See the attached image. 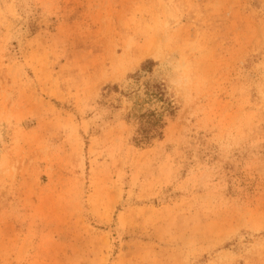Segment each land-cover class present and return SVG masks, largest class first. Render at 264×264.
Segmentation results:
<instances>
[{
    "label": "rangeland",
    "instance_id": "1",
    "mask_svg": "<svg viewBox=\"0 0 264 264\" xmlns=\"http://www.w3.org/2000/svg\"><path fill=\"white\" fill-rule=\"evenodd\" d=\"M0 264H264V0H0Z\"/></svg>",
    "mask_w": 264,
    "mask_h": 264
},
{
    "label": "trees",
    "instance_id": "2",
    "mask_svg": "<svg viewBox=\"0 0 264 264\" xmlns=\"http://www.w3.org/2000/svg\"><path fill=\"white\" fill-rule=\"evenodd\" d=\"M154 64L155 62L149 59L144 63L143 68L150 71ZM141 89L134 91L136 101L133 105L134 111L129 117L137 125L134 142L138 145H149L153 140L162 137L166 126L164 118L174 117L177 107L167 95L163 83L146 81ZM139 97L141 101L137 102Z\"/></svg>",
    "mask_w": 264,
    "mask_h": 264
}]
</instances>
